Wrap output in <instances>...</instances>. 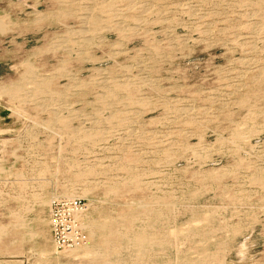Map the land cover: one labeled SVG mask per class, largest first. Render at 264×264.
<instances>
[{
	"label": "rangeland",
	"instance_id": "obj_1",
	"mask_svg": "<svg viewBox=\"0 0 264 264\" xmlns=\"http://www.w3.org/2000/svg\"><path fill=\"white\" fill-rule=\"evenodd\" d=\"M0 264H264V0H0Z\"/></svg>",
	"mask_w": 264,
	"mask_h": 264
},
{
	"label": "built area",
	"instance_id": "obj_2",
	"mask_svg": "<svg viewBox=\"0 0 264 264\" xmlns=\"http://www.w3.org/2000/svg\"><path fill=\"white\" fill-rule=\"evenodd\" d=\"M83 211V204L75 199H60L50 204L48 228L57 251L86 245V238L78 224Z\"/></svg>",
	"mask_w": 264,
	"mask_h": 264
},
{
	"label": "bare ground",
	"instance_id": "obj_3",
	"mask_svg": "<svg viewBox=\"0 0 264 264\" xmlns=\"http://www.w3.org/2000/svg\"><path fill=\"white\" fill-rule=\"evenodd\" d=\"M86 2H87V1H86ZM66 4H67V3H66ZM109 4H110V3H109ZM190 5H191V4H190ZM128 8H129V7H128ZM139 10H140V9H139ZM85 12H86V11H85ZM110 12H111V11H110ZM140 12H141V11H140ZM84 15H86V14H84ZM117 16H118V15H117ZM95 17H96V16H95ZM121 17H122V16H121ZM79 18H80V17H79ZM96 18H97V17H96ZM89 19H90V16L87 15V16H83V17H81L79 21H80V22L82 21L81 23L84 22V24H87L88 21H89ZM95 20H96V19H95ZM95 20H94V21H95ZM80 22H79V23H80ZM119 22H120V21H119ZM92 25H93V24H92ZM83 26H84V25H83ZM86 29H87V28H86ZM96 29H97V28H96ZM84 30H85V29H84ZM83 32H84L83 30H82V31L79 30V31H78L77 33H75V34H78V35H80V37H81V35L84 34ZM85 33H86V32H85ZM96 34H97V33H96ZM94 35H95V34H94ZM76 37H77V36H76ZM77 38H78V37H77ZM81 38H82V37H81ZM87 39H88V38H87ZM73 41H74V40H73ZM85 42H86V41H85ZM98 44H99V43H98ZM71 79H72V78H71ZM33 80H34V79H33ZM42 81H43V80H42ZM76 82H77V81H76ZM34 83H35V82H34ZM104 83H105V82H104ZM7 91H8V90H7ZM67 199H69V198H67Z\"/></svg>",
	"mask_w": 264,
	"mask_h": 264
}]
</instances>
